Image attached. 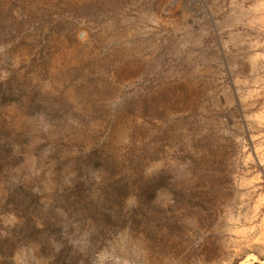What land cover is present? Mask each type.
Returning <instances> with one entry per match:
<instances>
[{"label":"rangeland","instance_id":"rangeland-1","mask_svg":"<svg viewBox=\"0 0 264 264\" xmlns=\"http://www.w3.org/2000/svg\"><path fill=\"white\" fill-rule=\"evenodd\" d=\"M0 264H264V0H0Z\"/></svg>","mask_w":264,"mask_h":264}]
</instances>
